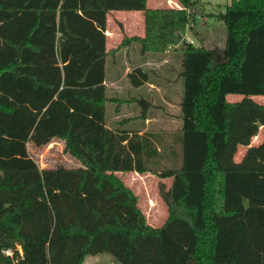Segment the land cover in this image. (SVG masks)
Instances as JSON below:
<instances>
[{"label": "trees", "instance_id": "trees-1", "mask_svg": "<svg viewBox=\"0 0 264 264\" xmlns=\"http://www.w3.org/2000/svg\"><path fill=\"white\" fill-rule=\"evenodd\" d=\"M0 0V264H264V0H231L216 15L225 47L187 40L200 0ZM143 10V53L181 45L184 95L173 130L111 129L107 17ZM135 87L150 80L139 67ZM229 95L241 98L230 101ZM146 112L152 103L143 99ZM258 135V136H257ZM61 139L80 166L40 168L29 152ZM182 148L180 167L168 152ZM239 146H249L240 161ZM151 172L168 205L154 227L118 173Z\"/></svg>", "mask_w": 264, "mask_h": 264}, {"label": "crops", "instance_id": "crops-1", "mask_svg": "<svg viewBox=\"0 0 264 264\" xmlns=\"http://www.w3.org/2000/svg\"><path fill=\"white\" fill-rule=\"evenodd\" d=\"M147 6L152 9L182 8L179 0H147ZM145 35L146 24L145 13L143 10H113L108 14L106 48L110 54L106 61V78L104 85L107 97L110 98L108 103H113L112 101H115L118 105L115 110H112L111 115H108V108L106 106V124L111 129H135L140 134H143L146 131L166 129V127L164 125L162 126L159 122L160 119L165 118L176 123L174 124L176 127H181V119L178 116L181 112L180 102L183 92L177 79L170 80L165 87L157 84L156 81H153L151 75L149 82L140 87L133 86L131 81H129L128 74L134 69L141 67L143 69L149 68L153 71H157L158 69L163 68L166 63H169V60H172L171 62H173L175 58L182 70V57L178 54L181 50V45H178L175 48V51L173 49L167 53H143L140 44L137 42H132L126 46L120 47L126 37L144 38ZM187 37L191 39L188 34ZM121 52L127 58L124 62V68L122 69L121 62L117 59V55ZM131 54L133 55V58L130 57ZM142 90L145 91V95L150 97L147 101L152 103L153 106L146 112L140 114L137 112V109H135L134 104L137 101L138 94H142ZM236 98L240 99L241 97L237 95L228 96L230 101H237L234 100ZM162 105L166 106L164 109L168 115H159L158 110L160 109H156L157 112L155 111V113H153L155 106ZM173 106L179 109V113L169 112ZM156 126L159 127L156 128ZM55 141H59L60 146L64 149L65 143L63 140L55 139L54 142ZM34 147L38 148L36 146ZM67 155L70 157V161L76 162L75 167L80 166L78 160L69 154ZM101 257L102 256L99 255L91 258L86 264L99 263L103 261V258Z\"/></svg>", "mask_w": 264, "mask_h": 264}, {"label": "rangeland", "instance_id": "rangeland-1", "mask_svg": "<svg viewBox=\"0 0 264 264\" xmlns=\"http://www.w3.org/2000/svg\"><path fill=\"white\" fill-rule=\"evenodd\" d=\"M231 3V0H200L199 8H197V20L191 29L188 30V36L191 37V40L194 41L196 46H199L201 43L207 47L208 49H217L222 50L225 47L226 37H227V27L225 23L216 17L219 13H224L227 9V6ZM175 51V50H174ZM181 55V52H178ZM130 57L133 58L131 54ZM118 61L121 62V69L124 68V62L127 59L126 56L121 52L117 55ZM169 63H166L163 68L158 69L157 71H153L149 68H144L143 70L150 73L151 79L156 81L157 84L161 86H167L168 82L172 79H177L179 82V86L182 90V96L184 95V79L179 74L181 71V67L176 61V58L169 60ZM122 71V70H121ZM130 81V80H129ZM132 84V83H131ZM137 89V88H136ZM144 90V89H143ZM142 90V94H138L137 101L135 102V109L137 112L142 114L145 111V105L143 103V99H150L149 96L145 95ZM254 99L264 104V96H257ZM234 100H239L238 98ZM113 103H108V115H111L112 110H115L118 105L115 101ZM166 106H155L153 113H155L156 109H164ZM158 110L159 115H165L168 113L166 110ZM157 112V111H156ZM170 113H179V109L173 106L170 110ZM181 114V112H180ZM160 124L166 127L167 130L177 131L183 126V122L181 120V127H176V123H173L172 120L160 119ZM160 125V126H161ZM159 126H156V128ZM178 128V129H176ZM165 129V130H166ZM159 130V129H158ZM155 131V130H154ZM157 131V130H156ZM259 140H255L253 138L251 142V146L259 145L264 140V127H261L259 132ZM257 135V136H258ZM29 152L33 159L38 163L40 168H55L57 166H65L67 168H73L76 166V162L70 161V157L64 151V149L60 146L59 141L52 142L51 144L44 146L42 148H35L32 143L28 145ZM249 146H239L238 152L236 154L235 159L240 161L244 154L246 153ZM175 153L168 152V158H166L165 163L168 167H180L182 163V148H180L179 144L174 146ZM3 179H6L11 173L1 172L0 173ZM118 175L122 178L124 183L130 187L135 194L138 196V205L142 212L145 214L147 221L150 225L154 227H160L163 225L168 216V205L165 202L164 198L161 195V185L164 184L166 189H169L171 186L173 179L172 178H161L159 175L147 172L144 174H140L137 172H127V173H118ZM103 258V261L94 264H119L113 257L109 254H99ZM88 256L86 257L85 263L96 256ZM112 260V261H109ZM114 260V261H113Z\"/></svg>", "mask_w": 264, "mask_h": 264}, {"label": "built area", "instance_id": "built-area-1", "mask_svg": "<svg viewBox=\"0 0 264 264\" xmlns=\"http://www.w3.org/2000/svg\"><path fill=\"white\" fill-rule=\"evenodd\" d=\"M187 40H189L190 43H194L193 40H191L190 38L187 37Z\"/></svg>", "mask_w": 264, "mask_h": 264}]
</instances>
